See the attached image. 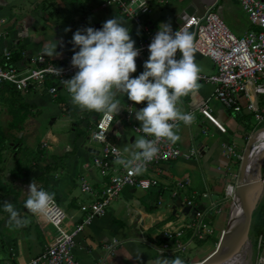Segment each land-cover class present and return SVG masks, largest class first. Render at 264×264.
Returning <instances> with one entry per match:
<instances>
[{"label": "crops", "instance_id": "0c3cea01", "mask_svg": "<svg viewBox=\"0 0 264 264\" xmlns=\"http://www.w3.org/2000/svg\"><path fill=\"white\" fill-rule=\"evenodd\" d=\"M151 1V14L144 20L151 26L153 34L159 31V25L162 22L170 24L175 32L189 16L202 15L209 7H212L219 15L232 34L243 36L250 29L248 18L237 0ZM116 17L125 23V27L129 28L131 38L137 39L141 36L136 25L124 20L115 7L107 6L101 0H0V22L3 21L0 23V30L6 32V36L0 39V60L4 50H10L16 57L14 61L16 66L22 68L26 65L29 56L45 54L43 52L45 45L56 40L62 41L58 43L56 49L61 55L50 58L59 64L68 52L78 48L72 43L73 35L77 30L88 27L101 29L104 22ZM66 28H70L71 31L66 32ZM195 62L201 69L200 74L210 75L215 72L213 63L198 53H195ZM143 71L144 66L137 63V71L131 76L138 77ZM198 83L200 84L199 90L195 94L183 97L182 103L178 105L183 112H193L195 115L191 126H185L179 122L178 134L181 140L176 144L181 149L180 157L169 163L158 165V172L153 170L149 172V176L159 180V186L145 190L123 189V196L121 193V196L113 202L115 204L108 207L104 216L84 228V231L77 237L73 249L74 258L78 264H100L105 258L104 245L112 240L122 241L123 244L105 258L104 264H150L151 260H156L161 255H157L148 246L138 241L141 237L147 239L153 236L159 237L167 226L186 225L192 220L196 209L202 210L206 207V203L202 201L209 204L211 201L221 202L224 199V188L227 183L231 182V176L235 175L236 168L235 164L226 157L222 146L232 141L233 138L243 141L251 130L246 132L245 129L242 135L235 133L239 132L240 125L238 124L233 132L232 123L229 120L230 113L233 111H226L213 97L211 85ZM4 87L0 86L1 96ZM15 93L21 95L23 99L26 97L25 104L34 107V110L47 119L45 124L51 128L57 127L60 134H55L52 129H48L44 134V141L52 149V158L49 155L44 157L42 154L34 157L38 150L39 152L42 150V145L38 144L32 150L22 143H9L7 144L9 147L0 146L2 154L0 156V195L2 192L5 196L11 197L16 209L27 197L19 198V194L13 188L16 187L15 185L28 188L29 184L35 180L40 188H43V184L47 186L49 192H54L56 200L65 203L68 212L60 206L61 209L67 216H74V221L78 222L81 217L80 205L88 204L93 200V197L81 192L80 185L79 193L81 194L75 193L74 189L78 188L81 178L89 180L97 191H100L106 182V179L102 178L95 168L84 167V164L91 163L92 157L99 149L88 139V130L102 114L98 113L96 117L95 111L81 110L75 106L66 88L60 90L56 97L38 89ZM258 98L259 96H255L252 100L264 113V108L261 107L262 100ZM116 99L120 101L121 111L114 117L108 131V140L126 156L124 149L131 148L137 137L131 126L132 124L141 125V122L135 119V111L146 107L147 102L136 104L132 101L133 116L128 121L125 114L130 100L119 92L116 94ZM206 104L209 106L207 111L202 109ZM240 104L241 111L233 113L243 118V109L250 112L246 108L249 101L247 98H241ZM23 108L25 109L26 106L20 105L14 111H12L14 108L11 110L14 116L9 125L13 129L17 127V129L33 131L34 126L40 120L36 118L30 122L29 119H24ZM83 116H86L84 119L87 118L90 124L86 125L88 126L85 131L88 132L87 138L82 140L77 137L76 127L83 120ZM61 118L64 119L61 120ZM15 119L18 120L15 126H12ZM70 122L73 124L68 132ZM0 130L3 131L1 122ZM191 149L197 151L196 156H191ZM9 150H12L10 158L7 156ZM76 179H78L77 184ZM180 179H185L188 185L173 197L171 192L174 189V183ZM50 181H52L51 184H49ZM24 193L27 192L24 191ZM203 193H208L210 199H200L196 202L198 206L183 203L184 198L192 194L199 198ZM152 194L155 195V201L151 200ZM164 195L168 196V202L166 201L165 204L163 203ZM1 198L0 196V263L23 264L36 256L46 244L52 241L55 230L51 225L42 223L40 217L33 215L27 209L22 210L20 215L22 218H27L30 221L29 224L22 228H15L9 224L10 217L3 210L4 203L1 202ZM262 204L264 205V202H260L257 207ZM228 218L229 205L224 203L218 212H214L206 219L213 231L211 237L216 240L213 243V249L207 247L193 255H186L190 249L196 247L194 244V247L166 258L174 259L176 256L181 258L185 264L202 262L212 252L217 251L223 237L217 245L216 242L222 230L226 237ZM188 235L189 232L184 228L182 240L184 241ZM164 241L165 239L158 238V242Z\"/></svg>", "mask_w": 264, "mask_h": 264}, {"label": "built area", "instance_id": "2783aa9c", "mask_svg": "<svg viewBox=\"0 0 264 264\" xmlns=\"http://www.w3.org/2000/svg\"><path fill=\"white\" fill-rule=\"evenodd\" d=\"M101 1L107 6L115 7L124 20L139 28L141 36L132 39L135 41V46L141 50L137 63L144 66L150 55L148 46L156 35L152 33L151 26L144 20L146 16L151 14L152 1ZM237 2L246 14L250 25V29L243 36L238 37L232 34L212 7L207 8L202 15L189 16L181 28L194 34L196 53L208 58L215 67L213 74H199L198 82L213 87V97L226 111L240 112L242 107L240 99L247 98L249 104L246 108L253 113L257 121L255 127H259L264 123V113L252 98L261 96L264 99V0H237ZM5 36L6 32L0 30V39ZM74 51H79V49H72L59 64L53 63L47 55L39 53L27 58L26 65L18 68L12 61V52L4 50L0 60V86H9L15 92L38 89L56 97L60 90L66 88L63 83L64 79H71L78 71L71 65ZM180 55L181 53L178 51L176 58L179 59ZM202 109L207 111L209 106L206 104ZM132 116L133 107L130 100L126 108L125 118L129 121ZM113 120L111 122L105 120L102 114L90 128L88 139L96 144L99 149L97 154L92 157L91 163L84 164L85 168L90 166L95 168L100 176L106 179V182L100 191H97L89 180L81 178V192L93 197V200L88 204L80 205L81 217L78 222L74 221V216H67L56 203L46 217L41 216L42 223L54 228L55 236L36 256L23 264H78L74 258L73 249L77 237L84 231V228L94 220L104 216L108 207L119 198L124 187L145 190L159 186V180L149 176V172L152 170L158 172V165L169 163L180 157L181 149L176 143L161 141L159 155L147 164V170L142 175H129L127 170L114 163V149L116 153L121 155L123 153L108 140V131ZM140 127L141 125L138 124L131 126L136 135L143 136L144 134L139 131ZM257 129L255 128L244 137L240 152L237 149L241 146L234 142L222 146L226 157L235 164L236 173L231 176V182L226 184L224 199L221 202L211 201L204 209H196L192 220L186 225L179 227L170 225L162 230L159 237L153 236L151 239L141 237L138 241L148 246L157 255L170 257L191 248L196 241H204L213 236L212 228L206 219L214 212H218L224 203L229 205L230 212L232 208L230 195L240 184L242 166L243 182L246 184L254 183L259 192L258 204L264 202V132H259ZM48 146L47 142L42 144V147L52 150ZM190 154L196 156L197 151L191 149ZM187 185L185 179L176 181L171 195L173 197L178 195L179 191L186 188ZM229 187L232 189L231 192L228 191ZM38 188L40 187L38 186ZM24 190L28 192V188H24ZM202 198L210 199L208 193L201 194L199 198L192 194L190 197L184 198L183 203L198 206L196 202ZM184 228L187 229L189 235L183 241ZM223 235L224 230L220 232L216 245ZM158 238H163L165 241L160 243ZM243 238L244 248L247 250V264H264V231L256 236L254 247L248 236H243ZM121 244L123 242L118 240H112L105 244L104 257L110 255ZM105 258L100 264H104ZM0 264L15 263L2 262Z\"/></svg>", "mask_w": 264, "mask_h": 264}, {"label": "clouds", "instance_id": "9594fccd", "mask_svg": "<svg viewBox=\"0 0 264 264\" xmlns=\"http://www.w3.org/2000/svg\"><path fill=\"white\" fill-rule=\"evenodd\" d=\"M124 25L116 17L104 22L101 29L77 30L72 43L79 51H74L71 65L78 71L63 83L75 106L103 114L109 122L121 111L117 92L136 104L147 102L146 107L135 111V119L141 122L139 131L144 135L137 136L132 147L124 149L126 156L114 149L115 164L122 166L129 175H142L147 164L159 155L161 141L175 144L181 140L178 122L185 126L194 123L195 115L183 112L178 105L183 97L199 90L201 69L195 62L194 34L181 27L173 32L170 24L162 22L148 46L150 55L144 63V71L133 78L131 74L137 71L141 50L135 46L129 28ZM58 43L62 41L46 44L43 52L48 57L61 55L56 51ZM178 51L181 53L179 59L176 58ZM27 191L24 207L35 216L46 217L55 205V193L38 188L35 180ZM228 191H232L231 187ZM4 211L9 214V224L15 228L25 227L30 222L22 218L10 202L4 203ZM150 264L185 262L176 256L174 259L160 256Z\"/></svg>", "mask_w": 264, "mask_h": 264}, {"label": "rangeland", "instance_id": "374dc122", "mask_svg": "<svg viewBox=\"0 0 264 264\" xmlns=\"http://www.w3.org/2000/svg\"><path fill=\"white\" fill-rule=\"evenodd\" d=\"M52 1H54V0H52ZM82 1H84V0H82ZM236 36H240V35H237V34H235ZM52 62L53 63H56V62H54L53 60H52ZM3 90H4V92H2V96L0 95V122H1V126H2V132L4 133V137H5V145H6V147H9V145H7V144H9V143H22L24 146L26 145V146H28L29 147V149L30 150H32L34 147H36L37 146V144L38 145H42L45 141H44V134H45V132L48 130V129H52L54 132H55V134H60V132L58 133V131H57V127H50V126H47L46 124H45V121L47 120L44 116H42V114L40 115V113L37 111V110H34V107H30V106H27L25 103V100L24 99H26V97H24V99L21 97V95H17L15 92H13L12 90H9V88H8V86L7 87H4L3 88ZM38 92H41V91H38ZM24 96V95H23ZM68 96V95H67ZM259 100H262L261 101V107L262 108H264V99L261 97V96H259V98H258ZM20 105H25L26 106V108L24 109L23 108V112H24V114H23V116H24V119L25 118H27V119H29L30 120V122L33 120H35L36 118L38 119V120H40L39 121V123H37V125H35L34 126V129H33V131H26V130H23V129H17V127L15 128V129H13L9 124H10V122L12 121V119H13V116H14V114L11 112V110L12 111H14L16 108H18ZM6 110V111H5ZM21 111V110H20ZM19 111V112H20ZM85 113V112H84ZM83 113V114H84ZM242 113H243V118H239L238 117V115L236 114V113H230V117H229V120L231 121V130L234 132V130H235V128L237 127V125L239 124L240 125V127H239V129H238V131L239 132H235V133H238V134H241L242 135V133L245 131V129L247 130L246 132H250V130H251V132H252V130H254L255 128H258L257 130L259 131V132H264V123L262 124V125H260L259 127H255L256 126V124H257V121H256V119L253 117V115L250 113V112H247L245 109H243L242 110ZM84 117H86V116H83L82 118H83V120L82 121H80L77 125V129H76V131H77V137H78V139H82L83 140V138H87V134H88V132H89V130H88V132H85L86 131V129L88 128V126H89V124L90 123H88V119L86 118V119H84ZM231 118V119H230ZM44 119V120H43ZM64 118H61V120H63ZM72 124H73V122H70L69 123V127H68V132H70V127L72 126ZM86 125H88V126H86ZM93 127V126H92ZM65 132V131H64ZM250 132V133H251ZM27 134V135H26ZM136 136H139V135H136ZM238 137V136H237ZM236 137V138H237ZM238 138H240V137H238ZM234 139V138H233ZM231 139L232 141H230V139L228 140V141H230L229 143H231V142H234V143H236L238 146H241L240 148H238L237 149V151L238 152H240V150H241V148L243 147V145H242V142L243 141H241L240 139ZM19 140V141H18ZM29 150V151H30ZM1 151V150H0ZM11 152H12V150H9L8 151V153H7V156H9V158L12 156L11 155ZM51 152H52V150H50V149H48V148H45V147H42V150H40V152H39V150H38V153L36 152L35 154H34V157L36 156V157H39V155H44V157L46 156V155H49V156H51V158L53 157V154H51ZM6 154V153H5ZM29 154V153H28ZM2 154L0 153V156H1ZM4 155V154H3ZM177 181V180H176ZM52 183V181H50L49 182V184H51ZM78 183V179H76V184ZM13 185V184H12ZM79 185H80V182H79V184H78V188H76L75 187V193L77 194V193H79L80 191H79ZM16 187H14L13 189L19 194V198L21 197V196H26V197H28V192L27 193H24V191L25 190H23L24 189V187H21V185L19 186V185H15ZM42 187H43V189L44 190H46V191H48L49 192V190L47 189V186H45V185H43L42 184ZM48 187H50L49 185H48ZM18 189L19 191H17L16 189ZM125 188H131V187H124L123 189H125ZM151 188H154V187H151ZM150 188V189H151ZM126 190V189H125ZM22 191V193H20ZM123 191V190H122ZM153 192V191H152ZM122 193V196H123V194H124V191L123 192H121ZM120 193V194H121ZM6 194H8V193H6ZM79 194H81V193H79ZM252 194H253V192H252ZM168 195V194H167ZM167 195H164V197H163V203L165 204V203H167L168 202V196ZM2 198H1V202H3V203H5V202H10V203H12L13 201H12V199H11V197H7V196H5L4 195V193H2L1 192V195H0ZM121 196V195H120ZM155 195L154 194H152V198H151V200H154L155 199V197H154ZM21 199H23L22 197H21ZM21 199H19V200H21ZM167 199V200H166ZM155 201V200H154ZM167 201V202H166ZM204 204L206 203V207L208 206V202H206V201H202ZM55 203L58 205V206H61L63 209H64V211L65 212H68V209H67V207H66V204L65 203H62V202H59V201H57L56 200V198H55ZM112 204H115V203H112ZM227 205H225V207H226ZM228 210V209H227ZM23 212H25V211H23ZM125 214V213H124ZM257 214V211H254L253 212V214H252V216H251V218H250V220H249V222H248V224H247V228H246V234H247V236H248V239L251 241V243H252V246L254 247L255 245H256V231H255V229H254V227H253V222H254V219L256 218V215ZM213 214H211V216H212ZM39 223V222H38ZM224 236H225V233H224V235H223V238H224ZM242 234H241V231L237 234V237L235 238V240L232 242V244H231V247H233L234 245H236V243H239L241 240H242ZM222 238V239H223ZM214 241H216L214 238H212V237H209V238H207L206 240H204V241H196L195 242V245H196V247L195 248H193V249H190L189 250V252L186 254V255H188V254H190V255H193V253H197V251H201V250H203V249H205V248H207V247H209V249H213V247H214V245H213V243H214ZM217 243V242H216ZM221 243H222V241H221ZM220 244V243H219ZM239 244H241V243H239ZM239 244H238V246H239ZM244 244H245V242H243V245H241L240 246V248H237L236 250L237 251H240V253H243V254H246V252H244ZM194 247V246H193ZM234 248V247H233ZM224 259V258H223Z\"/></svg>", "mask_w": 264, "mask_h": 264}, {"label": "bare ground", "instance_id": "6f19581e", "mask_svg": "<svg viewBox=\"0 0 264 264\" xmlns=\"http://www.w3.org/2000/svg\"><path fill=\"white\" fill-rule=\"evenodd\" d=\"M250 192L252 194L253 189L252 187L250 188ZM231 196V201L232 203V208H231V220H230V225H229V233L232 232L234 233V238L229 236V234H226V237L221 240L222 243L220 242L217 251L212 255L210 258L213 264H247L248 263V258L247 254L240 253V251H237V248H240L241 245H243L244 242V234H243V222H244V212L243 210H240L239 205L240 203V197L236 193V190L232 193ZM241 231L242 234V240L239 243H236L233 247H230L232 242L235 240L237 237V234ZM225 239V240H224ZM239 244V246H238ZM229 246V249L227 251V255H224V250L226 247ZM244 252L247 253V250L244 248ZM224 258V259H223ZM221 259V260H219ZM210 261V260H209Z\"/></svg>", "mask_w": 264, "mask_h": 264}, {"label": "water", "instance_id": "95a60500", "mask_svg": "<svg viewBox=\"0 0 264 264\" xmlns=\"http://www.w3.org/2000/svg\"><path fill=\"white\" fill-rule=\"evenodd\" d=\"M94 115L97 117L98 113L95 112ZM242 176H243V166L241 168L240 184L236 187V193L240 197V203H241L239 205L240 210H243V212H244L243 234L246 237L247 236V234H246L247 224H248V222H249L254 210L256 209V207L258 205L259 192H258V189H257V187H256V185L254 183H249V184L244 183ZM251 187H252V189L254 191L253 194H251V192H250V188ZM230 220H231V210L229 212V218H228V222H227V226H226V230L225 231H227L229 236L234 238V233H232V232L229 233L228 232L229 231ZM229 246L230 245H228L226 247V249L224 250V255H227V251L229 249ZM211 257L212 256L207 257L202 262L196 263V264H213L211 262L212 260L210 259ZM219 260H221V259H219Z\"/></svg>", "mask_w": 264, "mask_h": 264}, {"label": "trees", "instance_id": "16d2710c", "mask_svg": "<svg viewBox=\"0 0 264 264\" xmlns=\"http://www.w3.org/2000/svg\"><path fill=\"white\" fill-rule=\"evenodd\" d=\"M16 60V57H15V55L12 53V61L14 62ZM4 87V86H3ZM9 87V86H8ZM9 88H11V87H9ZM11 90L13 91V92H15L12 88H11ZM17 120L18 119H15L14 121V123L12 124V126H15V124H16V122H17ZM5 145V138H4V135H3V133H2V131L0 130V146H4ZM46 168V166L44 167V169ZM24 204H25V200L23 201V202H21V204H20V206L18 207H16V209L15 210H17L19 213L22 211V210H24V209H26L25 207H24ZM4 210V209H3ZM255 211H257V216H256V218L254 219V222H253V227H254V229H255V231H256V235H258V234H260V233H262L263 231H264V205L262 204V205H259L257 208H256V210ZM5 212V211H4Z\"/></svg>", "mask_w": 264, "mask_h": 264}]
</instances>
